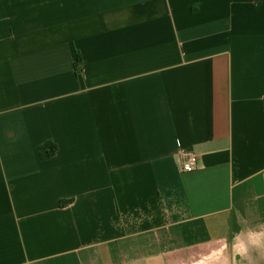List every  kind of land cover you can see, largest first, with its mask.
Masks as SVG:
<instances>
[{"label": "crops", "instance_id": "crops-1", "mask_svg": "<svg viewBox=\"0 0 264 264\" xmlns=\"http://www.w3.org/2000/svg\"><path fill=\"white\" fill-rule=\"evenodd\" d=\"M241 226H264V0H0V264H264L233 257Z\"/></svg>", "mask_w": 264, "mask_h": 264}, {"label": "clouds", "instance_id": "clouds-1", "mask_svg": "<svg viewBox=\"0 0 264 264\" xmlns=\"http://www.w3.org/2000/svg\"><path fill=\"white\" fill-rule=\"evenodd\" d=\"M230 248L233 257L241 259H248L253 249L258 253L264 251V226L259 229L241 226L232 233Z\"/></svg>", "mask_w": 264, "mask_h": 264}, {"label": "built area", "instance_id": "built-area-1", "mask_svg": "<svg viewBox=\"0 0 264 264\" xmlns=\"http://www.w3.org/2000/svg\"><path fill=\"white\" fill-rule=\"evenodd\" d=\"M181 171L182 172H192L198 167V155L194 149L190 151L183 152L181 155Z\"/></svg>", "mask_w": 264, "mask_h": 264}, {"label": "trees", "instance_id": "trees-1", "mask_svg": "<svg viewBox=\"0 0 264 264\" xmlns=\"http://www.w3.org/2000/svg\"><path fill=\"white\" fill-rule=\"evenodd\" d=\"M81 64H82V61L80 57L77 56L74 62V67H75V71L77 74H79L81 71ZM54 152H55V147L51 145L50 143H46L39 147V156L41 159H48L54 154Z\"/></svg>", "mask_w": 264, "mask_h": 264}]
</instances>
